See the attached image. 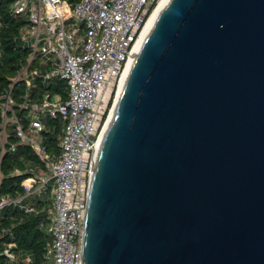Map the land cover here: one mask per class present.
Listing matches in <instances>:
<instances>
[{"label":"water","instance_id":"1","mask_svg":"<svg viewBox=\"0 0 264 264\" xmlns=\"http://www.w3.org/2000/svg\"><path fill=\"white\" fill-rule=\"evenodd\" d=\"M117 105L81 264H264V0H170Z\"/></svg>","mask_w":264,"mask_h":264},{"label":"built area","instance_id":"2","mask_svg":"<svg viewBox=\"0 0 264 264\" xmlns=\"http://www.w3.org/2000/svg\"><path fill=\"white\" fill-rule=\"evenodd\" d=\"M160 1L16 0L13 5L18 14L29 16L32 27L27 38L33 56L52 61L55 69L48 77H61L69 89L66 101L46 97L40 107H34L65 121L58 159H49L41 145L18 126L21 140L31 144L50 170L49 177L30 178L24 187L28 194L41 193L53 182L48 257L54 264L82 263L90 185L102 138L113 120L131 63L141 50L143 31ZM71 19L75 23L70 28ZM41 130V122L34 121L32 133ZM8 203L0 199V210ZM5 254L17 259L8 250Z\"/></svg>","mask_w":264,"mask_h":264},{"label":"trees","instance_id":"3","mask_svg":"<svg viewBox=\"0 0 264 264\" xmlns=\"http://www.w3.org/2000/svg\"><path fill=\"white\" fill-rule=\"evenodd\" d=\"M15 1L0 0V199L9 201L0 210V264H54L48 257L53 187L48 183L41 193L32 194L24 187L30 178L49 177L50 170L31 144L21 140L18 126L49 159H58L65 121L34 107H40L46 97L66 101L69 89L61 77H48L55 69L52 61L33 56L27 38L31 22L28 14L13 9ZM74 23L71 19L67 25L71 28ZM34 121L42 124L38 134L32 133ZM6 250L17 259L11 260Z\"/></svg>","mask_w":264,"mask_h":264},{"label":"bare ground","instance_id":"4","mask_svg":"<svg viewBox=\"0 0 264 264\" xmlns=\"http://www.w3.org/2000/svg\"><path fill=\"white\" fill-rule=\"evenodd\" d=\"M169 1H170V0H161V1L159 2V4H158L156 10L153 12V14H152V16H151V18H150L148 24L146 25V27H145V29H144V31H143V34H142L141 39H140V42H139V47H141V46L143 45L145 39H146L147 36L150 34V32L153 30L154 25H155V23H156V20H157L159 14L162 12V10H163L164 8H166V6L168 5ZM135 58H136V57H135ZM135 58H134V60H135ZM133 62H134V61H133ZM131 64H133V63H131ZM130 69H131V66H130V68H129V71H130ZM128 73H129V72H128ZM128 76H129V74H128ZM128 76H127L126 79H125V83H126V81H127V79H128ZM125 83H124V85H125ZM123 87H124V86H123ZM123 87H122V91H121V93H120V97H121V94H122L123 89H124ZM119 100H120V99H119ZM119 100H118V103H119ZM117 106H118V105H117ZM110 124H111V123H110ZM108 128H109V127H108ZM103 138H104V137H103ZM103 138H102V139H103Z\"/></svg>","mask_w":264,"mask_h":264},{"label":"rangeland","instance_id":"5","mask_svg":"<svg viewBox=\"0 0 264 264\" xmlns=\"http://www.w3.org/2000/svg\"><path fill=\"white\" fill-rule=\"evenodd\" d=\"M28 44H29V42H28ZM49 183H50L51 186H53V182L52 181H50Z\"/></svg>","mask_w":264,"mask_h":264}]
</instances>
